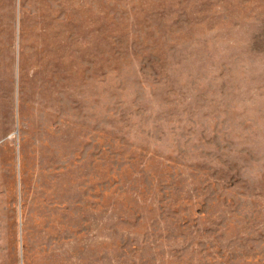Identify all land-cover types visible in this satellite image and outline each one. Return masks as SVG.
Returning a JSON list of instances; mask_svg holds the SVG:
<instances>
[{"label":"rangeland","instance_id":"1","mask_svg":"<svg viewBox=\"0 0 264 264\" xmlns=\"http://www.w3.org/2000/svg\"><path fill=\"white\" fill-rule=\"evenodd\" d=\"M0 264H264V0H0Z\"/></svg>","mask_w":264,"mask_h":264}]
</instances>
